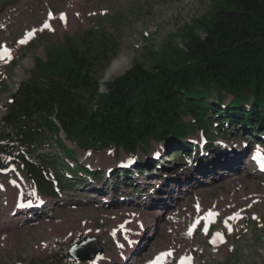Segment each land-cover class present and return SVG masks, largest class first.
<instances>
[{"label": "rangeland", "instance_id": "374dc122", "mask_svg": "<svg viewBox=\"0 0 264 264\" xmlns=\"http://www.w3.org/2000/svg\"><path fill=\"white\" fill-rule=\"evenodd\" d=\"M213 1L0 0V49H10V56L0 58V116L18 86L32 82L35 59H45V51L61 46L66 36L76 40V34L99 27L117 39L116 54L106 66L96 65L99 91H105L103 82L133 62L150 67L172 53L168 45L186 48L187 28L212 10ZM115 59L128 65L104 80ZM231 98L224 93L222 109ZM182 120L192 116L185 113ZM207 125L209 131L196 127L185 137L195 138L191 147L171 134L142 143L144 151L131 154L139 162L132 177L114 170L130 155L120 147L85 150L66 139L62 129L45 132L39 154L57 166L47 174L52 192L46 194L1 153L0 264H144L162 252L170 253L163 264H175L181 254L192 264H264V169L250 154L257 146L264 153V126L249 128L238 119L221 126L219 116ZM57 138L75 150L73 157ZM27 199L43 205L35 213L27 205L16 207ZM215 233L222 239L213 241ZM91 237L101 254L81 260L70 256L74 243ZM88 249L78 251L88 255Z\"/></svg>", "mask_w": 264, "mask_h": 264}, {"label": "trees", "instance_id": "16d2710c", "mask_svg": "<svg viewBox=\"0 0 264 264\" xmlns=\"http://www.w3.org/2000/svg\"><path fill=\"white\" fill-rule=\"evenodd\" d=\"M186 38V48L168 45L172 53L150 67L135 61L99 91L96 65L106 66L119 42L99 27L76 34V40L66 36L61 46L45 51V59H35L32 82L18 86L2 113L0 155L22 166L46 194L52 192L47 174L57 166L39 154L45 132L62 129L85 150L114 146L134 154L144 151L142 143L167 134L184 145L196 127L209 131L207 121L217 116L221 126L236 119L264 126V0H214L212 10L187 28ZM33 82L41 94L34 93ZM224 93L232 98L222 109ZM185 113L192 120L183 121ZM132 133L137 142H127ZM57 141L67 156L75 155Z\"/></svg>", "mask_w": 264, "mask_h": 264}, {"label": "water", "instance_id": "95a60500", "mask_svg": "<svg viewBox=\"0 0 264 264\" xmlns=\"http://www.w3.org/2000/svg\"><path fill=\"white\" fill-rule=\"evenodd\" d=\"M27 85L29 84L27 83ZM103 88H104V85H103ZM33 91L35 94H41L42 92L41 88L36 85H33ZM14 102L18 103L17 100H14ZM137 141H138V137L134 133H132L127 139V142H137ZM80 247L83 250L90 247V249H88L90 250V253L88 255L83 254V252L78 251ZM68 253L70 254V256L78 260L86 259V258L95 259L99 254L102 253V249L99 247V244L97 243L96 238L91 237V238H83L79 242L74 243L68 250Z\"/></svg>", "mask_w": 264, "mask_h": 264}, {"label": "bare ground", "instance_id": "6f19581e", "mask_svg": "<svg viewBox=\"0 0 264 264\" xmlns=\"http://www.w3.org/2000/svg\"><path fill=\"white\" fill-rule=\"evenodd\" d=\"M7 49V50H9L10 51V49H8L7 47H4L3 49H0V56H2V54H3V51H4V49ZM2 57H5V56H2ZM128 64H121V62H120V60L119 59H115L113 62H112V64L106 69V71H105V76H104V80L106 79V78H110L112 75H114V74H116V73H118V72H120V71H122V70H124L125 68H126V66H127ZM133 161H134V159H133ZM21 200H23V199H19L17 202H19V201H21ZM26 204H24V203H19L18 205H17V208L19 209L20 207H24ZM212 216V215H211ZM206 221H208L207 220V218H205V222ZM216 240L217 239H220V237H218L217 235H216V233L214 234V236H213ZM158 255H161V256H158L155 260H154V262L155 263H153V264H163V262H164V260L166 259V257H167V255H164V254H166V253H164V252H162V253H157ZM179 256H177V258H178ZM153 260V258L151 259V260H148L146 263H144V264H149L151 261ZM190 262L192 263V261H191V259H190Z\"/></svg>", "mask_w": 264, "mask_h": 264}, {"label": "snow or ice", "instance_id": "6c2138e0", "mask_svg": "<svg viewBox=\"0 0 264 264\" xmlns=\"http://www.w3.org/2000/svg\"><path fill=\"white\" fill-rule=\"evenodd\" d=\"M61 18H63V14H62V17ZM45 27H49V25L46 23L45 24ZM32 35H33V33H28L29 38H31ZM20 42L21 43H25L26 41L25 40H21ZM2 56H10L9 50H7L5 48L4 51H3ZM2 56H0V58H2ZM209 215L211 216V215H215V214L209 213ZM225 223L227 224V222H225ZM216 235L222 239V234L221 233H217ZM164 255H170V253H167V254H164Z\"/></svg>", "mask_w": 264, "mask_h": 264}]
</instances>
